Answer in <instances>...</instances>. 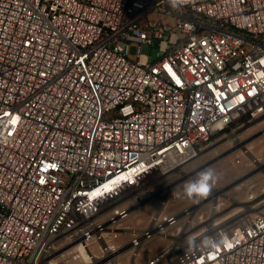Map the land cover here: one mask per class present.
<instances>
[{
	"label": "built area",
	"instance_id": "2783aa9c",
	"mask_svg": "<svg viewBox=\"0 0 264 264\" xmlns=\"http://www.w3.org/2000/svg\"><path fill=\"white\" fill-rule=\"evenodd\" d=\"M263 116L264 0H0V264H137L155 238L145 264H264V195L233 220L223 189L202 224L165 213L190 162Z\"/></svg>",
	"mask_w": 264,
	"mask_h": 264
},
{
	"label": "rangeland",
	"instance_id": "374dc122",
	"mask_svg": "<svg viewBox=\"0 0 264 264\" xmlns=\"http://www.w3.org/2000/svg\"><path fill=\"white\" fill-rule=\"evenodd\" d=\"M236 136L237 139H240V143L237 142V144L232 139V135H225L208 145L195 160L184 168V172L180 174L182 177L173 190L177 199L169 200L165 213L175 215L192 205L196 211L197 221L203 219L204 221L201 222H205L209 218L211 214L209 198L197 201L184 195L185 183L190 179L198 178L197 174L208 168L214 171L216 177L213 189L225 191L223 205L219 213L221 218L232 216V220L235 219V214L243 212L242 210H247V206L255 204L256 201L248 202L249 195H264V116L242 128ZM178 178L179 174L171 175L161 186ZM158 207V200L148 203L131 214L124 222V226L134 229L146 228L149 219ZM128 239L129 236H125L121 238V241ZM169 242V239L162 238L148 241L137 257V264H145L151 256L163 251ZM120 262L121 264H130L129 254H124Z\"/></svg>",
	"mask_w": 264,
	"mask_h": 264
},
{
	"label": "clouds",
	"instance_id": "9594fccd",
	"mask_svg": "<svg viewBox=\"0 0 264 264\" xmlns=\"http://www.w3.org/2000/svg\"><path fill=\"white\" fill-rule=\"evenodd\" d=\"M184 2H186V0H170L173 7ZM197 175L198 178L190 179L185 183L184 195L187 198L199 201L200 199H206L209 197L213 190V185L216 183V177L211 168L201 170Z\"/></svg>",
	"mask_w": 264,
	"mask_h": 264
},
{
	"label": "bare ground",
	"instance_id": "6f19581e",
	"mask_svg": "<svg viewBox=\"0 0 264 264\" xmlns=\"http://www.w3.org/2000/svg\"><path fill=\"white\" fill-rule=\"evenodd\" d=\"M239 141H240V139H238V140L236 141V143H237V142L240 143ZM238 143H237V144H238ZM249 209L251 210V207H249ZM214 213H215V215H216V212H214ZM217 213L219 214V213H220V210H219ZM202 223H203V222H201L200 224H202Z\"/></svg>",
	"mask_w": 264,
	"mask_h": 264
}]
</instances>
